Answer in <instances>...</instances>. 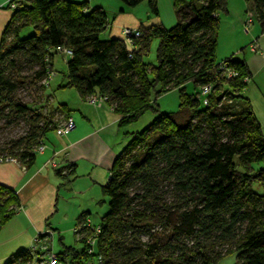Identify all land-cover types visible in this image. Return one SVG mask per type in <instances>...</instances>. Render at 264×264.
I'll return each instance as SVG.
<instances>
[{
  "label": "trees",
  "instance_id": "1",
  "mask_svg": "<svg viewBox=\"0 0 264 264\" xmlns=\"http://www.w3.org/2000/svg\"><path fill=\"white\" fill-rule=\"evenodd\" d=\"M119 1L128 8L148 1L157 15L156 0ZM11 2L16 8L0 41V127L26 129L0 144V159L29 167L35 149L54 133L55 121L30 104L41 103L50 87L44 82L55 71L59 47L72 55L64 63L65 87L85 101L108 98L105 106L119 116L120 127L153 109L151 94L180 93L177 112L158 116L115 157L94 253L87 255L91 233L82 216L77 233L83 248L58 255L70 257L69 264H87L94 256L103 257V264H219L230 255L235 264H264V136L249 103L236 102L250 73L232 57L216 60L226 0H175L177 24L140 29L131 49L119 39L101 40L108 26L103 8L87 13L86 3L69 0ZM251 2L252 23L264 35V0ZM27 27L32 34L21 38ZM154 40L156 63H146ZM222 61L237 78L218 76ZM188 83L198 89L196 99L183 95ZM207 86L206 107L200 92ZM20 91L33 94L32 101L24 102ZM56 109L70 113L66 105ZM74 171L70 166L57 174ZM256 184L261 194L254 192ZM19 206L16 194L0 186V228ZM5 264H33V255L21 250Z\"/></svg>",
  "mask_w": 264,
  "mask_h": 264
},
{
  "label": "crops",
  "instance_id": "2",
  "mask_svg": "<svg viewBox=\"0 0 264 264\" xmlns=\"http://www.w3.org/2000/svg\"><path fill=\"white\" fill-rule=\"evenodd\" d=\"M11 1L0 0V41L13 15L8 8ZM69 1L86 3L87 13L102 3V0ZM248 44L247 53L238 54V50H232L221 58L227 60L238 54L237 61L244 63L250 62L251 56L258 58L256 53L262 45L258 40ZM251 45L257 47L256 52L251 50ZM258 60L261 65L256 73L264 67V60ZM77 97L80 102L73 109L67 107L70 113L66 114L75 123L74 130L63 137L49 133L44 138L47 148L36 154L31 166L26 167L16 161H0V186L12 190L20 204L0 228V262L7 261L15 252L30 250L34 245L36 248L47 246L56 235L58 243L63 246L60 234L78 227L80 217L98 227L108 212V199L103 190L109 180L112 163L125 144L124 140L118 139L119 116L108 105L94 109L78 94ZM261 132L264 136L262 125ZM53 160L56 162L54 168L49 164ZM70 166L75 167L72 174H57V171L67 170ZM254 192L262 193L259 185L254 186ZM102 213L98 223L94 224L90 216ZM75 238L80 243L83 235L77 233ZM63 247L61 253L67 249Z\"/></svg>",
  "mask_w": 264,
  "mask_h": 264
},
{
  "label": "rangeland",
  "instance_id": "3",
  "mask_svg": "<svg viewBox=\"0 0 264 264\" xmlns=\"http://www.w3.org/2000/svg\"><path fill=\"white\" fill-rule=\"evenodd\" d=\"M227 12L222 14L219 19V30L217 33V52L216 60H223L221 57L227 54L229 51H236V53H247L248 42L252 40H258L262 45L261 49L257 51L258 58L251 56V61L245 63L247 69H249L250 79L246 86L241 89L238 93L236 102L238 103H249L251 111L257 117L260 125H262V131L264 134V67L262 66L261 71L256 73V70L260 67V61L264 60V35L260 32V27L254 20L252 25L249 27V32L245 33V22L247 20V13L252 10L251 0H226ZM99 7L103 8L106 17L108 19V26L101 35V40L119 39L125 42L126 46L131 49L132 41L125 40L121 34L122 29L140 30L151 26L162 25L164 28L171 29V27L177 24V16H175V0H156L157 15H154L151 11L148 1L139 3L136 8L125 7L119 0H102L99 3ZM250 9V10H249ZM242 26H240V25ZM32 34V28H24L20 32V37L25 38ZM158 42L154 40L149 49V54L145 58L146 63L155 64L156 59V48ZM247 45V46H246ZM235 53V54H236ZM236 54V55H238ZM236 55H233L234 60H239ZM55 77L50 82V87L47 88L45 96L42 98V102L37 106L30 104L31 107L37 108L38 112H41L44 116L51 117L57 125H62L66 118L64 111H59L58 106L66 105L70 109L73 106H77L79 103L77 92L74 88H67L65 85L68 82L67 69L64 65L61 57H57L54 62ZM198 89L193 84L188 83L183 89V95H187L188 98L197 97ZM180 93L177 90L169 91L162 94L160 97L151 94V106L152 110L144 112L136 121L131 122L127 126L119 128L120 141L124 140L125 144L120 149L125 148L131 138L134 135L140 134L145 128L149 127L152 122L160 115L163 114H174L179 109ZM19 96L24 102H30L33 99V94L29 92H19ZM50 97V98H49ZM155 101V103H153ZM200 107H203L202 105ZM59 112V114H56ZM25 126L21 124L17 128L12 127H0V144H5L10 140H15L25 132ZM120 152V151H119ZM118 152V153H119ZM108 210V209H107ZM103 215H92L91 219L94 224H97L100 217ZM73 229L63 231L61 233L62 245L68 248V246L74 247L76 250L82 249L83 245L77 243ZM56 237L51 239L46 245L41 248H36L33 251V264H46L49 256L52 254L57 256L63 252L64 247L58 243L59 238ZM50 239V238H49ZM35 246V245H34ZM17 253V252H15ZM14 253V254H15ZM93 264H96L94 260ZM6 261L0 262L5 264ZM235 255L225 257L219 264H235Z\"/></svg>",
  "mask_w": 264,
  "mask_h": 264
},
{
  "label": "built area",
  "instance_id": "4",
  "mask_svg": "<svg viewBox=\"0 0 264 264\" xmlns=\"http://www.w3.org/2000/svg\"><path fill=\"white\" fill-rule=\"evenodd\" d=\"M9 9L14 11L16 8V4L14 2H10L9 3ZM252 13H247V20L245 22V32L248 33L249 32V27L252 25ZM121 34L123 36V38L128 41H131L132 39H137L138 37H140V31L139 30H130V29H122ZM251 50L253 52H256L257 47L255 45H251ZM56 53L59 55V57H61L63 63H66V61L71 58V51L65 49V48H57L56 49ZM48 61V60H46ZM218 71V76L225 78L226 80L229 79H235L238 77V73L236 70H233L229 67V64L227 62H220L217 68ZM56 73L53 70H50L48 75H47V79L44 82V85L46 87L50 86V82L54 80ZM244 81L248 82L247 79H245ZM211 92V87L207 86L205 88H203L200 92L201 96L204 97V100L202 101V104L204 106H208L207 104V95H209V93ZM108 101V98H105L103 96L100 95H93L91 97H88L86 102L95 108H101L103 106L106 105ZM64 123H62V125H57L54 134H56L58 137H63L68 135L71 131L74 130L75 128V123L72 122V120L69 117H66L65 120L63 121ZM47 148V146L40 144L36 149L35 152L38 153H42L45 149ZM2 160H8V161H16L15 159L12 158H6V159H0V161ZM17 162V161H16ZM50 166L52 168L56 167V162L53 160L50 163ZM83 227H85V229L91 233V235L89 237L86 238L85 243L87 245V255H91L92 253H94V248H95V242L97 240V237L100 235V228L92 226V224L89 222H87ZM78 228H75L73 230V233L76 234L78 232ZM37 240L35 241L36 244ZM36 250V247L33 246L30 249L31 254L33 253V251ZM33 255V254H32ZM93 260L96 262V264H103V257L101 256H94ZM70 263V257H68L67 255H50L48 260L46 261V264H69ZM87 264H93V261L91 260L90 262H88Z\"/></svg>",
  "mask_w": 264,
  "mask_h": 264
}]
</instances>
